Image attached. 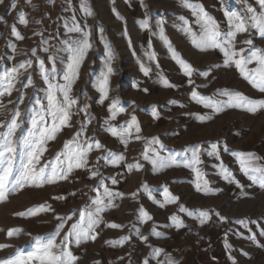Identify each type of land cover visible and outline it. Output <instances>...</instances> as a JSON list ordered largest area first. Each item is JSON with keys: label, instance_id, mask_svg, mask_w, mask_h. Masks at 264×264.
<instances>
[{"label": "rangeland", "instance_id": "374dc122", "mask_svg": "<svg viewBox=\"0 0 264 264\" xmlns=\"http://www.w3.org/2000/svg\"><path fill=\"white\" fill-rule=\"evenodd\" d=\"M191 2L202 4L219 23L221 31H227L223 9L245 13L242 0ZM12 3L13 0L0 3V17H3L0 20V57L3 58L0 59V74L5 69L18 67L23 61L31 60L32 66L27 71L20 70L22 75L15 85L19 91L14 89L11 96L0 97V103L3 104L0 107V123H6L12 111L18 107L22 123L16 131V138L26 136L31 128V117L47 105V84L40 71V60L44 61L53 83H64L63 76L71 56L69 42L79 38V34L69 33L64 27L65 22L71 24L74 12L80 26H88L86 30L91 32L92 48L87 53L79 79L71 92V96L78 100L72 109L71 127L64 128L54 140L48 141V150L41 157L40 164L53 160L62 151L64 142L80 129L81 122L87 125L81 140H99L103 150H92L87 157V167L74 169L67 180L39 187L26 185L0 200V245H8L0 250V260L11 257L18 250L25 253L32 251L34 237L48 236L61 223L54 218L56 215H72L94 207L91 200L97 196V191L93 189L102 194L104 189L100 183L103 181L104 186L114 194L111 198L114 207L101 213V223L95 229L99 235L94 242L89 240L79 246L74 243L70 245L73 255L78 257L75 264H96L97 261L99 264H143L146 259L149 264H165L168 260L175 261V264H264V189L253 184L240 171L232 155L233 152H251L260 157L259 162L264 164V110L252 114L231 108L217 115L190 98L193 89L217 100L226 99L216 95L218 89L238 91L251 99H264V93L248 84L234 66L224 67V56L219 49L199 51L192 45L191 37L180 30L186 26L178 17H185L197 36L200 30L191 11L182 6L181 0H87L92 11L90 17L79 10L78 0H72V10H65L64 0H32L31 4L27 0H17L15 9L10 7ZM248 3L259 10L256 0H248ZM113 8L122 20L116 19ZM21 12L28 21L27 26L18 19ZM36 20L41 23L36 24ZM142 20L148 21L147 29L140 27L139 22ZM13 25L24 37L23 40L11 35ZM161 27L177 54L196 70L191 76V84L161 39ZM100 28H103L104 39L111 45V66L114 70L110 77L109 98L103 104L99 102L100 93L96 90L107 61ZM38 31L42 35H34ZM246 39H252L254 47L264 49V37L251 30L237 35V50L250 47L243 43ZM33 49L35 55L32 54ZM152 52L155 53L156 61L146 55ZM49 56L54 59L50 61ZM141 63L151 69L149 76H144L140 71ZM248 67L254 68L255 64ZM205 71L209 72L207 78L199 74ZM161 75L176 87H164L160 82ZM28 77H31L32 86L22 88L21 84ZM134 84L140 90L134 88ZM142 89H147V92ZM21 94L24 96L22 104L9 103L17 102ZM114 99H119L126 111L110 121L112 125L119 127L130 121L132 114L140 124L141 132L136 134L133 130L126 147L106 131L105 121L110 118L107 109ZM85 104L88 105L87 115L78 113L77 110ZM153 106L158 112V119L151 115ZM200 115H210L212 119L201 123L197 119ZM89 119L91 123H88ZM136 135L141 138L137 140ZM153 137H158L165 145L166 151L161 153L165 157L189 145H202V163L197 167L205 174L204 179L209 181L210 187L216 190L215 194L202 195L195 191L196 174L191 168L184 167V160L190 154L177 156V165L162 171L154 170L152 164L141 155L147 141ZM211 143L220 145L219 160L207 155ZM109 150L124 155L125 160L118 165L107 162L104 157ZM23 151L22 145L18 143L14 174L20 168ZM137 162L142 165L139 171L127 167ZM221 164L232 172L239 187L237 183L223 179L219 168ZM97 171L99 174L91 178L92 173ZM113 179L116 180L115 184L112 183ZM145 184L151 192L144 190ZM164 187L179 197V203L166 204L163 208L153 203L149 195L156 201L164 202ZM116 193L123 194L122 198L115 196ZM42 204L50 205L52 210L27 215L29 209ZM180 205L191 211H208L210 219L201 226L198 219L179 212ZM141 207L153 217L147 223H141L138 218ZM173 214L183 221L184 226L179 230L169 220ZM221 217L226 219L222 220ZM238 220L246 221L247 227L235 223ZM77 221L78 215H72L71 220L64 221L57 244L69 231L71 224ZM108 223L123 227L113 229L106 227ZM137 229L140 235L148 237L147 241L139 239ZM9 230L20 231L8 238ZM153 230L160 235L153 234ZM124 236L130 239L123 246L106 243L119 241ZM251 236H255V242L249 238ZM226 244L229 247L226 248ZM153 249L161 250L159 256L152 257Z\"/></svg>", "mask_w": 264, "mask_h": 264}, {"label": "snow or ice", "instance_id": "6c2138e0", "mask_svg": "<svg viewBox=\"0 0 264 264\" xmlns=\"http://www.w3.org/2000/svg\"><path fill=\"white\" fill-rule=\"evenodd\" d=\"M242 2L245 4V13L243 14L231 11L230 9H223V14L227 19V31H221L219 23L214 17L209 15L202 4L193 3L191 0H181L182 6L191 11L200 31L197 36V33L192 31L191 26H188V21L183 16L178 17V19L182 21L186 27L180 30L191 37L192 45L199 51L219 49L224 56V67L234 66L240 76L247 81L248 84L259 92L264 93V49L254 47L252 39H246L243 41L244 44L250 46L248 49L241 48L237 50L235 47V41L238 34L248 33L251 30H255L261 37H264V0H256L259 10L249 4L248 0H242ZM0 3H3V0H0ZM27 3L31 4L32 0H27ZM64 3L66 5L65 10H72V0H64ZM78 3L79 10L84 13L85 16H92V11L88 7L87 0H78ZM16 6L17 0H13L10 7L15 9ZM113 14L116 19H123L115 8H113ZM18 19L21 23L27 26L28 21L23 12L18 14ZM0 20H3V17H0ZM35 23L40 24L41 21L36 20ZM139 23L142 29L148 28L147 20H142ZM64 27L69 33L79 34V38L73 39L69 42L71 56L63 76L64 83H53L52 79H49L44 61L40 60V71L47 84V105L42 106L41 110L36 111L31 117V128L28 130L26 136H21L18 139L16 138V131L20 128L22 123V121H20L21 112L18 107L12 111L11 118L6 123H0V129H4V131H0V200L5 199L9 193H14L26 185H35L39 187L44 184L67 180L74 169L87 167V157L92 150H103V145L99 140H81L87 127L86 124L81 122L80 129L70 140L64 142L62 151L58 153L53 160L43 165L40 164L41 157L48 150V141L54 140L57 133L64 128L71 127L70 121L74 114L72 109L78 104V100L71 96V92L75 82L79 79L80 68L87 57V53L92 48V43L90 41L91 32L90 30H86L88 26L84 25V27H81L74 12L71 17V24L65 22ZM99 33L101 42L104 43L107 50L106 70L101 73L96 87V90L100 93L99 102L103 104V102L109 98L110 77L114 74V70L111 66V61L113 59L111 45L102 35L103 28L99 29ZM11 35L15 36L18 40L24 39L14 25L11 29ZM34 35H42V33L38 31L35 32ZM160 37L168 48L171 58L180 65L183 74L189 78V83L191 84V76L196 70L177 54L176 50L172 47L171 42L165 37L163 27L160 28ZM43 42L46 43V41ZM149 47H151L150 44ZM44 50L47 51L48 49ZM245 53L247 54L245 55ZM32 54L35 55V49L32 50ZM146 55H148L150 60L156 61L154 52L146 53ZM0 59L3 58L0 57ZM53 59V57L49 56L50 61ZM252 64H255V67L249 68L248 66ZM31 66L32 61L27 60L21 62L18 67L5 69L2 74H0V97H4L5 95L11 96L14 89L19 91V89L15 88V85L19 82V76L22 75L20 70L23 69L24 71H27ZM158 66L157 62V67ZM140 71L147 77L149 76L151 69L141 63ZM199 74L207 78L209 72L205 71L200 72ZM160 82L164 87H176L163 75L160 76ZM29 86H32L31 77H28L21 84L22 88ZM133 87L138 89V86L135 84ZM142 90L147 92V89ZM216 95L219 97H225L226 99L217 100L213 97L203 96L195 89L190 93V98L197 103H200L203 107L211 109L212 113L217 115L226 109L231 108L246 110L252 114L264 110V99H251L241 92L228 89H218ZM23 100L24 96L21 94L18 97L17 102L9 101V103L22 104ZM170 103L174 104L176 102L170 101ZM0 107H3L2 103H0ZM87 108L88 105L85 104L83 107L79 108L77 112L87 115ZM107 110L110 114V118L105 121L107 125L106 131L110 133L111 136L118 138L120 143L126 147L128 138L133 136V130L136 134L141 132L137 117L132 114L130 121L117 127L112 125L110 121L115 120L118 114L124 113L126 111L125 107L121 105L119 99H114L108 105ZM151 115L154 119L159 118L155 106H153ZM197 119L203 123L212 119V116L200 115ZM88 123H91V119L88 120ZM135 138L139 140L141 137L136 135ZM18 143L22 145L24 151L21 154L22 159L20 161V168L18 172L14 174ZM201 149L202 145L200 144L189 145L181 151H173L170 155L165 157L161 155L162 152L166 151L165 145L158 137H153L147 141L146 147L141 155L144 160L152 164L154 170L162 171L173 165H177V156H186V154H190V156L184 160V167L191 168L196 174V182H194L195 191L202 195H212L215 194L216 190L210 187L209 181L204 179L205 174L197 167L202 163L200 159ZM210 149L211 150L207 152V155L215 156L219 160L220 145L218 143H211ZM224 150L227 151L228 149L225 147ZM149 152H151V155H149ZM232 155L236 158L240 171L253 184L264 189V164L259 162L261 158L251 152H233ZM104 159L112 165H118L121 161L125 160V157L122 154H116L109 150ZM127 167L129 169L135 168L139 171L142 168V165L137 162L136 164H128ZM219 168L223 179L230 183L235 182L238 187L240 186L238 182L234 181L233 174L228 168L224 167L223 164L219 165ZM98 174V171L93 172L91 178H94ZM112 183L115 184L116 180L113 179ZM100 187L104 189L102 194L99 193L98 190L93 189L94 191H97V196L91 200V204L94 207L88 210H80L78 213H72V215H78V221L71 224L69 231L64 234L59 244H57V238L60 236V233L64 228V221L71 220L72 215H56L54 218L61 223L56 226L53 233H50L46 237H34L32 251L25 253L18 250L11 257L0 260V264H34V262H38V264H75L78 257L73 255L70 250V245L74 243L76 246H79L82 242H87L89 240L94 242L99 235L95 232V229L99 227L101 223V213L108 208L114 207L111 199L114 194L104 186L103 181H101ZM144 190L151 192L146 184L144 185ZM122 195L123 194L121 193L115 194V196L121 198ZM133 195L135 196L136 194L134 193ZM162 195L164 197L163 203L156 201L151 195H149V198L161 208L165 207L166 204L179 203V197L173 195L167 187L163 188ZM61 198L62 197H54V199ZM105 198H108L107 203H105ZM50 210H52L50 205L42 204L37 208L29 209L27 215H37L41 212H47ZM178 211L185 213L188 217L198 219L201 226L210 219L208 211H191L183 205L179 206ZM217 215L219 214L217 213ZM138 218L141 223H147L153 219L143 207L139 209ZM221 219L223 220L226 218L221 217ZM169 220L177 230L184 226L183 221L175 214L170 216ZM235 223L247 227L246 221L244 220H238L235 221ZM106 227L120 229L123 226L116 223H108ZM16 231L20 230H9L7 232V237H13ZM136 234L141 241L148 240L147 236L140 235L138 229L136 230ZM153 234L157 236L160 235L159 233H155V230H153ZM262 235H264V232H262ZM249 238L255 242V236ZM129 239V236H124L121 237L119 241L106 243L123 246ZM5 247H8V245H0V250ZM225 247L227 248L229 245L226 244ZM160 252V249H153L151 255L155 258L159 256ZM243 254L245 256L248 255L247 253ZM96 264H99V261H97ZM143 264H149V261L146 259ZM165 264H175V261L168 260Z\"/></svg>", "mask_w": 264, "mask_h": 264}]
</instances>
